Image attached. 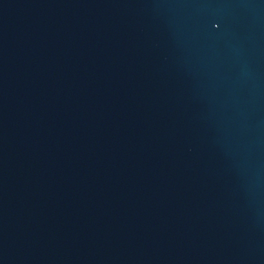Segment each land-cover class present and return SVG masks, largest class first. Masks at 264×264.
<instances>
[{"label": "water", "instance_id": "obj_1", "mask_svg": "<svg viewBox=\"0 0 264 264\" xmlns=\"http://www.w3.org/2000/svg\"><path fill=\"white\" fill-rule=\"evenodd\" d=\"M0 264H264V0H0Z\"/></svg>", "mask_w": 264, "mask_h": 264}]
</instances>
